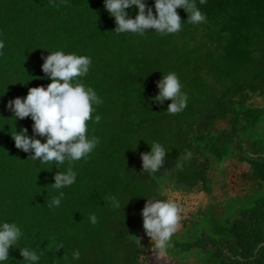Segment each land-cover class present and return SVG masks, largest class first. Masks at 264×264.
I'll return each instance as SVG.
<instances>
[{
    "label": "trees",
    "instance_id": "1",
    "mask_svg": "<svg viewBox=\"0 0 264 264\" xmlns=\"http://www.w3.org/2000/svg\"><path fill=\"white\" fill-rule=\"evenodd\" d=\"M195 2L205 23L139 36L113 32L104 0H0V217L21 227L20 246L34 249L39 264H150L151 257L142 259L152 246L142 233V209L147 199H167L162 180L169 175L212 192L218 179L209 173L218 167L225 175L224 164L233 159L248 163L250 183L264 187V136L258 135L264 133V103L258 102L264 99V0ZM178 12L188 19L184 9ZM48 51L90 57L89 73L80 79L103 101L93 113L101 120L90 121L88 133L100 143L71 164L76 183L59 190L61 205L51 208L59 169L28 160L15 146L11 134L27 128L32 135L34 122L29 117L15 125L7 107L30 88L51 83L42 71ZM168 72L179 76L188 96L175 115L165 112L171 100L152 102ZM152 142L168 155L164 168L149 175L141 153ZM223 203L213 204L205 219L208 210L194 216L184 231L191 225L199 231L189 239L175 233L164 252L178 264H264V199L228 217ZM77 249L80 259L73 260ZM22 260L10 249L7 264H26Z\"/></svg>",
    "mask_w": 264,
    "mask_h": 264
},
{
    "label": "clouds",
    "instance_id": "2",
    "mask_svg": "<svg viewBox=\"0 0 264 264\" xmlns=\"http://www.w3.org/2000/svg\"><path fill=\"white\" fill-rule=\"evenodd\" d=\"M206 3L207 0H199L200 5ZM104 9L114 18L116 28L113 32L118 35L143 36L155 32L167 36L179 33L183 22L199 25L207 20L195 0H154L153 6L147 0H104ZM178 9H184L188 14L186 21L181 19ZM130 10H136L134 17ZM4 46L3 40H0V50ZM49 53L43 58L42 71L51 83L47 87L30 88L26 97L9 101L7 107L13 113L11 119H14L15 125L17 120L29 117L34 122L32 135L28 134L27 128H16L11 136L18 149L30 154L28 160L39 162V165L51 164L52 169H59L51 184L59 191L76 183L77 175L71 164L86 159L100 143L98 137L88 133L89 122L99 123L101 120L100 115L93 117V113L103 101L92 87L86 86L80 79L89 73L90 57L63 51ZM157 87L159 91L152 99L153 103L163 105L171 100L165 111L171 115L185 110L188 96L182 92L183 85L175 72L163 73ZM38 137L44 138L43 142ZM149 146L150 151L141 153L142 169L143 173L154 175L164 168L168 152L159 142H152ZM66 163L69 167L62 171L61 167ZM64 195L63 191H59L51 199L49 207H59ZM114 206L119 207V202L115 201ZM142 218L146 235L155 246L160 249L169 247L180 222L177 204L169 199H147ZM89 219L92 224L97 222L95 214ZM22 237V229L16 222L0 217V264H7L10 249H18L26 264H39L41 256L34 249L20 246ZM60 249L62 245L58 251ZM72 259H80L78 249L72 252Z\"/></svg>",
    "mask_w": 264,
    "mask_h": 264
},
{
    "label": "rangeland",
    "instance_id": "3",
    "mask_svg": "<svg viewBox=\"0 0 264 264\" xmlns=\"http://www.w3.org/2000/svg\"><path fill=\"white\" fill-rule=\"evenodd\" d=\"M258 102H262L263 104L264 99L259 97ZM220 125L222 126L223 123ZM260 133L261 136H264L262 130H260L258 135H260ZM224 168L225 175H222L218 167H214L213 174L209 173L210 176H214L218 179L212 192L206 191L201 184L195 186L178 184L176 178L170 175L166 180H162V187L164 186L163 189H166L163 193L167 199L175 202L180 209V222L176 233L182 232V237H187V239L191 238V233L198 232V227L201 226L191 225V230L189 229V231L185 232L184 229L186 228V224L190 223L194 216L204 210H208V212H203L202 219L207 218L208 213L214 208L213 204L218 205L225 201V203L222 204V213L223 217H228L237 216L240 211L264 199V187L259 188L253 183H250L249 173L251 169L248 163H241L230 159L225 162ZM203 221V224L207 223L206 220ZM144 232L145 229H142L143 235L145 234ZM147 238L152 246L146 247L147 249L142 259L151 257L150 264H178L172 257H169L163 249L156 247L149 237ZM147 238L145 239L144 236H141L140 240L142 242L147 240ZM152 250L159 252L157 257Z\"/></svg>",
    "mask_w": 264,
    "mask_h": 264
},
{
    "label": "flooded vegetation",
    "instance_id": "4",
    "mask_svg": "<svg viewBox=\"0 0 264 264\" xmlns=\"http://www.w3.org/2000/svg\"><path fill=\"white\" fill-rule=\"evenodd\" d=\"M155 253V252H154ZM156 254V253H155Z\"/></svg>",
    "mask_w": 264,
    "mask_h": 264
}]
</instances>
